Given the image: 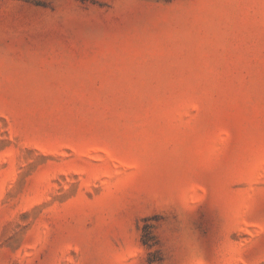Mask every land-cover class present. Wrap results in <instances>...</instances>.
Here are the masks:
<instances>
[{"label": "rangeland", "instance_id": "rangeland-1", "mask_svg": "<svg viewBox=\"0 0 264 264\" xmlns=\"http://www.w3.org/2000/svg\"><path fill=\"white\" fill-rule=\"evenodd\" d=\"M0 264H264V0H0Z\"/></svg>", "mask_w": 264, "mask_h": 264}]
</instances>
